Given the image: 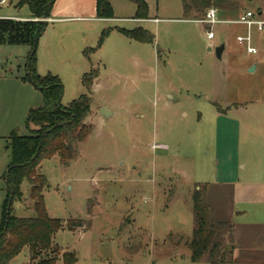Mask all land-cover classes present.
<instances>
[{
  "label": "rangeland",
  "instance_id": "1",
  "mask_svg": "<svg viewBox=\"0 0 264 264\" xmlns=\"http://www.w3.org/2000/svg\"><path fill=\"white\" fill-rule=\"evenodd\" d=\"M18 1L12 0L4 11L31 18L28 6L17 5ZM111 1L118 18L103 22V28L101 24L82 26L87 28L86 39L74 27L49 22L54 50L36 48L37 57L46 52L41 74L50 72L62 81L63 105L87 93L81 70L88 69L89 59L97 61L100 86L94 92L93 106L114 112L100 117L91 110L86 122L93 130L79 145L76 160L63 165L54 156L40 165L49 183L43 192L49 215L64 221L83 220L78 228L58 231L53 245L62 253L74 252L75 264H210L207 259L192 261L186 245L194 227L192 194L197 185L209 183L207 198L213 216L236 219L225 235L226 259L264 264L259 263L262 256L256 249L240 247L233 253L236 235L242 244H246L242 239L252 236L255 246L262 233L247 221L250 213L235 215L230 194L212 176L216 164L213 102L222 107L247 104L246 111L231 113L237 122H229L225 139L220 123L221 145L230 139L231 155L239 148L242 157L251 153L255 163L261 159L264 163V32L254 30L260 52L250 55L236 40L246 30L243 25H216L215 37L208 39L206 24L185 18L182 0H147L148 15L160 19L141 22L133 19L134 1ZM247 9L264 11V0H237L233 7L222 8L221 14L236 19ZM112 26H139L154 34V41L144 46L147 66L154 70L150 77L136 75L134 65L111 54L110 46L94 54L102 44V32L111 31ZM84 44L88 47L83 53ZM221 44L226 50L218 58L215 49ZM28 52L27 45L0 43V214L7 196L8 135L14 129L29 134V109L45 104L43 93L22 79ZM66 58H81L85 63L77 71ZM252 60L256 68L249 72ZM218 159L220 178H231L239 170L235 163L223 160V151ZM22 191L23 200L13 202L12 213L34 216L26 181ZM9 264H30L29 249L24 248ZM56 264H65L61 255Z\"/></svg>",
  "mask_w": 264,
  "mask_h": 264
},
{
  "label": "trees",
  "instance_id": "2",
  "mask_svg": "<svg viewBox=\"0 0 264 264\" xmlns=\"http://www.w3.org/2000/svg\"><path fill=\"white\" fill-rule=\"evenodd\" d=\"M132 1L137 6L135 18H147V1ZM54 2L55 0H19L17 5L28 6L31 18L37 19L6 20L0 30V43L29 47L26 73L22 79L38 88L45 99L43 106L30 108L28 111L26 126L29 134H20L18 129H14L8 135L10 161L5 174L7 196L0 214V264H9L26 247L30 252V264H56L60 255L65 264L77 262L74 252L62 253L59 246L53 245V237L61 229L73 230L82 226L83 220L70 218L64 221L49 215L43 195L49 183L40 172V165L54 156H58L63 165H69L79 156V145L87 140L93 130L86 119L91 113L93 98L90 91L98 70L92 69L84 74L82 82L88 92L74 98L67 105L62 104L64 87L60 77L51 73H38L36 51L32 53V49L46 25V21L40 18L51 16ZM182 3L185 18L198 19L210 7H216L221 13L222 8L233 7L237 0H182ZM97 15L100 18L114 17L110 0H97ZM118 30L138 42L154 41V34L142 27ZM109 32L110 29L102 32L100 43ZM25 181L29 184V197L35 211V215L31 217H20L12 213L13 202L23 200L22 184ZM208 186L209 183L197 185L192 194L194 227L192 237L186 245L194 262L207 259L210 264H226L228 244L225 235L232 229V224L213 216L207 198Z\"/></svg>",
  "mask_w": 264,
  "mask_h": 264
},
{
  "label": "crops",
  "instance_id": "3",
  "mask_svg": "<svg viewBox=\"0 0 264 264\" xmlns=\"http://www.w3.org/2000/svg\"><path fill=\"white\" fill-rule=\"evenodd\" d=\"M110 2L113 5L111 0ZM147 4L149 8L148 1ZM260 12H264V11H260ZM221 13L220 15L223 17V14ZM48 18L49 20L46 21V25L43 31V34H45V39L43 41L42 46L44 48H47V46H49V48L54 50V48L52 47L53 45L52 34L47 31L49 22H58L63 26L69 25L71 27H74L76 31H79L80 36L83 35V38L86 39L87 28L83 30L82 26L84 25L86 26L89 24L91 25L101 24L103 28L104 27L103 22L112 21L115 20V18L117 19L118 17L116 15L115 9H114L113 18L98 17L97 0H55L52 8L51 16ZM133 19L135 21L141 22L144 19L157 21L160 18L150 17L148 15L147 18L140 19L133 17ZM190 20H194V19H190ZM111 28H112L111 31L103 39L102 44L95 49L94 54L97 52L99 53L101 50H103V48H105V46L108 47L110 46L109 52H111V54H114L115 56L119 55V59H122L123 61L126 60L127 62L134 65V69L137 71L136 75L143 77L147 75L148 77H150V74L154 70L152 69L151 66H147L144 55V53L147 50V48L144 46L145 44L148 43H142L130 39L128 36H126L120 30H118L117 26L115 27L112 26ZM87 47L88 46L84 44L80 52L83 51L84 53V50L87 49ZM225 50H226V45L222 53V57L225 53ZM42 55L37 57V70L39 71V74H41V67H43V64L45 63L46 52L43 51ZM122 56H124L125 59H123ZM65 60L68 63H71L75 68H77V71L81 70L80 68L81 63L82 64L85 63V61L81 58L80 59L78 58L77 60L74 59L72 61L68 60V58H66ZM51 61L53 62L55 61V56L51 57ZM252 62H256V61L252 60L251 63L248 64V68H250V66L253 64ZM98 65L99 64L97 63V61L93 62L92 60L89 59L88 69L81 70L84 71L82 74L83 76L85 73L91 71L92 69L98 70V76L94 79L90 91L91 96L93 98V102H94V92L97 86L98 87L100 86V70L98 69L99 68ZM93 102L91 107L92 112L96 111L98 112L100 117H103L104 116L103 106L97 105L95 107L93 106ZM213 104H214V109L212 110V122H214V126L213 125L212 126L214 128V136H215L214 153L216 156L215 168L213 167V171H212L214 182L217 186L225 188V192L230 194L233 211H237L236 214L235 213L234 214L240 218L245 216V214L250 213L251 215H248L250 219H248L247 221L255 225L254 228L255 230H257V232L262 233L261 235L259 234V240L257 242L258 244L255 246L254 243L256 242L254 241L255 239L252 236L249 237L247 235L246 240L242 239L246 244H242L243 243L242 241L238 242L239 241L238 236L236 235L235 238H233V243H234L233 253L235 252L236 249L240 247L256 249L261 253L260 255L262 256L259 263L264 262V163H262V159L259 160L257 163H255L254 157L251 156V153H247L246 155L247 158L242 157L239 153V148L233 150L231 155V151L229 150L228 147L229 142H231L230 139H228L227 142L224 141L223 145H221L222 142L220 141V123H223L224 126L223 137L225 139V136H227V133L231 129V125L229 124V122L236 121L234 117L231 115V113H233L235 109L246 111L248 109V106L246 103L245 104L238 103L237 105L234 103L231 105H227L226 107L220 106L219 105L220 103L217 102L216 103L213 102ZM105 110L106 112L110 111L111 115L114 114V112L109 110L108 107H106ZM184 115H186V112L184 113ZM137 116L140 117L139 114ZM141 117H145V115ZM220 151H223V160L225 162L230 161L231 163H235L236 167L239 168V170L235 171L233 177L231 178H226L224 175L222 176V178H220L221 174L218 168L220 163V160L218 159V155ZM223 220H228L229 222L236 221V219H230V217H227V219L225 218ZM240 224H246V222H240ZM226 264H253V260L241 262L238 259L233 258L231 260L227 259Z\"/></svg>",
  "mask_w": 264,
  "mask_h": 264
},
{
  "label": "built area",
  "instance_id": "4",
  "mask_svg": "<svg viewBox=\"0 0 264 264\" xmlns=\"http://www.w3.org/2000/svg\"><path fill=\"white\" fill-rule=\"evenodd\" d=\"M12 5V0H0V30L2 24L6 20L14 21H28L36 20L37 18H25L17 17L6 13L5 8ZM40 20L48 21V17L40 18ZM197 22L201 24H206L208 27L206 29V35L208 39H213L215 37L214 27L219 24H240L245 27V32L237 34L236 40L239 44L245 45L246 51L250 55H257L260 49L257 44H255L254 30L256 32H264V12L253 11L250 9L245 10L236 19H226L220 15V11L216 7H210L205 15L201 18L196 19ZM264 42V41H263ZM264 45V44H263Z\"/></svg>",
  "mask_w": 264,
  "mask_h": 264
},
{
  "label": "water",
  "instance_id": "5",
  "mask_svg": "<svg viewBox=\"0 0 264 264\" xmlns=\"http://www.w3.org/2000/svg\"><path fill=\"white\" fill-rule=\"evenodd\" d=\"M44 39H45V34L42 33L41 36L39 37L37 43H35V45H34V47L32 49V53H34L36 51V48H37L38 45H42L43 44ZM263 44H264V42H263ZM224 49H225V45L224 44H221V45L216 47L215 53H216V56L218 58L222 57V53H223ZM255 68H256V64H253V65H251V67L248 70H249V72H253L255 70ZM105 112L106 111H104L103 113H105Z\"/></svg>",
  "mask_w": 264,
  "mask_h": 264
}]
</instances>
